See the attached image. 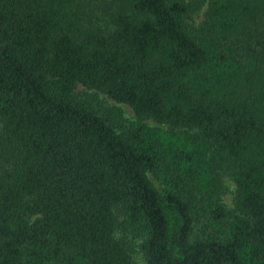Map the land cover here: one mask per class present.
<instances>
[{"label":"trees","instance_id":"obj_1","mask_svg":"<svg viewBox=\"0 0 264 264\" xmlns=\"http://www.w3.org/2000/svg\"><path fill=\"white\" fill-rule=\"evenodd\" d=\"M101 1L0 0V264H264V0Z\"/></svg>","mask_w":264,"mask_h":264},{"label":"rangeland","instance_id":"obj_2","mask_svg":"<svg viewBox=\"0 0 264 264\" xmlns=\"http://www.w3.org/2000/svg\"><path fill=\"white\" fill-rule=\"evenodd\" d=\"M186 1H188V0H186ZM92 2L95 4V10H96V14H97L96 18L93 19V22L97 23L98 25H103V23H104L103 19L99 18V17H101V15H103V11L101 9H99V8H101L103 2L101 0H92ZM205 10H206V7H203L200 10L199 14L192 17L190 20L187 21V23L194 25V26H197L202 21L203 14H204ZM86 11L88 12L89 17L92 19V14L90 13L89 9H86ZM75 92L82 99H86L91 103H94L96 101V103L98 102L101 105H103L104 107H117V108H119L122 112V115H123L125 121H127V122L135 119L134 113L129 106L116 103L112 99L108 98L106 95L95 92L93 90H88V89H86L80 85L76 86ZM146 123L151 125V126L158 127V128H164V129L168 128L167 126H164V125H158V124L154 123L153 121H147ZM223 181H224V186L226 185V189H224L225 192L223 193L222 200L228 208H233L234 186H233V184L229 178H225ZM116 236H120V235L117 234ZM137 242H138L137 240H133L134 245ZM133 264H145L143 257H142V254L137 247H135V251L133 253Z\"/></svg>","mask_w":264,"mask_h":264}]
</instances>
